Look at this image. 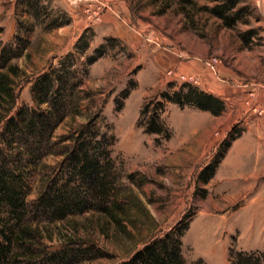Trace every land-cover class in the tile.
Wrapping results in <instances>:
<instances>
[{
	"label": "rangeland",
	"instance_id": "rangeland-1",
	"mask_svg": "<svg viewBox=\"0 0 264 264\" xmlns=\"http://www.w3.org/2000/svg\"><path fill=\"white\" fill-rule=\"evenodd\" d=\"M32 1L34 9L25 0H0V58L21 51L10 60L17 68L10 72L16 103L8 118L23 108L54 110L63 118L44 137L16 135L24 141L14 150L0 141L25 168L27 222L38 233L34 260L17 250V264H123L186 225L184 264H231L237 253H255L264 264V130H251V114L264 116L249 100L235 103L232 81L220 76V67L233 69L240 54L264 73V0H238L242 20L232 28L209 12L216 3L207 0H82L81 13L74 4L79 0ZM244 50L258 52V63ZM92 57L97 60L90 64ZM192 62L197 70L186 67ZM206 74L231 87L229 98H221V115L165 102L160 114L168 134L146 132L163 93L183 84L206 92ZM43 75L53 81L61 75L65 87L57 92L61 83L55 81L39 96ZM83 130L98 134L93 143L108 149L113 184L107 208L122 207L119 223L99 206L62 220L34 209ZM233 136L214 177L199 182ZM55 253V262L47 260Z\"/></svg>",
	"mask_w": 264,
	"mask_h": 264
},
{
	"label": "trees",
	"instance_id": "trees-1",
	"mask_svg": "<svg viewBox=\"0 0 264 264\" xmlns=\"http://www.w3.org/2000/svg\"><path fill=\"white\" fill-rule=\"evenodd\" d=\"M25 1L30 8L34 9L36 7H34L32 0ZM182 1L190 2L189 0ZM207 1L216 3L210 11L209 8H206V10L221 19L224 26L232 28L242 20V9L236 10V6L239 3L238 0ZM69 22L70 20L68 19L62 25H66ZM249 34L252 33L250 32ZM17 53H21V51ZM17 53L4 51L0 58V69L8 67L7 69L9 70L0 73V112L6 105L11 106L3 112V115H0V125L3 124L4 128L0 135V141L6 143L9 150H14V146L18 145V143L16 144L17 141H24L21 137H17L20 133L24 132L29 136L39 134L44 137L45 133L53 129L51 126L53 124L57 125L63 118H60V116L54 117L56 115L54 110L44 112L39 109H33L28 111L27 108L21 109L15 116L8 118L16 103L14 82L10 72H16L17 68L10 65V60L12 57L17 56ZM96 60L97 58L92 57L89 63L92 64ZM55 81L61 83L57 89V92H60L61 88L65 87L64 78L61 75H56ZM55 81L51 79L50 75L40 77L37 81L36 88L39 90L37 94L42 96L52 87ZM78 86V83H74L71 87L76 88ZM162 98L163 101L158 103L159 108L146 121V132L149 134H168V128L160 114L165 102H172L180 107L195 106L216 116L221 115L225 109V103L221 98L188 84H183L172 93H163ZM38 102L39 105L45 103L41 98L38 99ZM56 102L55 100L54 104ZM143 114L147 115V112L144 111ZM53 120H56V122L53 123ZM96 136L98 134L92 135L89 132L87 133L86 130L81 132L67 157L68 159L65 161L62 173L58 177L51 179V186L35 203V210H39L41 214L52 220H62L69 215L82 213L99 206L102 212L107 213L116 223H119L117 211H122V207L117 205L114 209L112 207L107 208L109 188L113 184L111 173L113 165L106 145L104 144L103 147L101 146L103 143H93V139ZM237 137L233 136L230 141L223 143L214 161L200 173L199 182L206 184L214 177L217 167ZM24 169L20 160L10 159L5 149L0 148V264H17L19 255L17 250L22 251L29 258L31 257L28 259L30 261L34 260V255H36L33 249L35 244L32 241L37 239L38 233L36 229L28 226L31 222H27L28 211L24 193L26 184L24 176L26 173ZM97 197L101 201L99 204L103 206L92 203L93 199ZM186 226L177 232L152 241L123 264H184L180 234L181 230H184ZM57 256L55 253L47 260L55 262ZM260 262V256L255 253H237L231 264H261Z\"/></svg>",
	"mask_w": 264,
	"mask_h": 264
},
{
	"label": "crops",
	"instance_id": "crops-1",
	"mask_svg": "<svg viewBox=\"0 0 264 264\" xmlns=\"http://www.w3.org/2000/svg\"><path fill=\"white\" fill-rule=\"evenodd\" d=\"M71 1V0H69ZM162 1V0H160ZM73 3V2H71ZM84 1L79 0L78 2H75L77 10L80 9V12L82 11V7L84 5ZM80 13L77 15L79 18V22H84L83 18L80 15ZM175 53L178 52V47L174 48ZM247 51L244 50L245 54ZM246 55H248L251 59L254 57L255 62L258 63L260 58H258L259 53L255 54V56L251 52H247ZM173 62L177 65V62L173 60ZM189 65V66H188ZM186 65V67L189 68L190 71L197 70L195 69V66L193 62L191 64ZM185 67V66H184ZM220 76H224L227 78L228 83L233 84V91L236 94V97H234L235 103L239 105H243V103L246 100H249L250 103H252L256 107H264V73L258 72L256 68H249V66L243 62L242 55H237L235 57L234 66L233 69L226 68L224 66L220 67ZM222 78V77H221ZM219 77V81H214L210 74H206L203 76L204 80V88L206 92H210V94H213L214 96L220 97L222 99L229 98L227 95V89H230L231 87H226L224 85L223 80H221ZM235 88V89H234ZM252 116V123H251V130L255 131H261L264 130V118L259 117L256 114H251Z\"/></svg>",
	"mask_w": 264,
	"mask_h": 264
},
{
	"label": "built area",
	"instance_id": "built-area-1",
	"mask_svg": "<svg viewBox=\"0 0 264 264\" xmlns=\"http://www.w3.org/2000/svg\"><path fill=\"white\" fill-rule=\"evenodd\" d=\"M103 5H106V4L103 3ZM183 78H185V77H183ZM188 81H190L191 83L193 82V83L197 84V81L194 80L193 78H189ZM256 111L259 113L260 116H264V109L263 108L256 107Z\"/></svg>",
	"mask_w": 264,
	"mask_h": 264
}]
</instances>
